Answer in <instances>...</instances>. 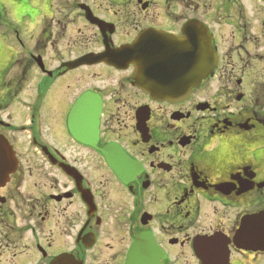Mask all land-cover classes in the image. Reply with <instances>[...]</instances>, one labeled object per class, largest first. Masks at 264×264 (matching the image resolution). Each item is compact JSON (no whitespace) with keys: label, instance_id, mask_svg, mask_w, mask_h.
Masks as SVG:
<instances>
[{"label":"flooded vegetation","instance_id":"flooded-vegetation-1","mask_svg":"<svg viewBox=\"0 0 264 264\" xmlns=\"http://www.w3.org/2000/svg\"><path fill=\"white\" fill-rule=\"evenodd\" d=\"M44 5L26 49L0 0V264H264V0ZM191 22L216 64L184 100L131 64H76Z\"/></svg>","mask_w":264,"mask_h":264},{"label":"water","instance_id":"water-1","mask_svg":"<svg viewBox=\"0 0 264 264\" xmlns=\"http://www.w3.org/2000/svg\"><path fill=\"white\" fill-rule=\"evenodd\" d=\"M210 39L202 25L191 22L184 27L180 38L143 33L131 45L99 55L89 54L76 63L83 65L104 61L115 66L131 63L135 69V85L139 89L157 100H180L196 88L215 65L216 58L211 51ZM88 97L79 99L70 113L69 122L71 117L78 114L84 98ZM71 132L74 134L72 128ZM0 157L5 158L0 160L2 179L8 175L10 155L0 148ZM66 257H58L52 264H79L71 257H68L70 260Z\"/></svg>","mask_w":264,"mask_h":264},{"label":"rangeland","instance_id":"rangeland-1","mask_svg":"<svg viewBox=\"0 0 264 264\" xmlns=\"http://www.w3.org/2000/svg\"><path fill=\"white\" fill-rule=\"evenodd\" d=\"M38 1H40V0H31V1H28L27 3L19 4L18 0H2L3 6H4V11L7 13L8 18H10L11 21L18 28L19 38L23 41H30L28 35L33 31L32 30V22L34 19H36L38 14L44 13V11L46 9V6L44 5L45 0L42 1L43 5L42 4L38 5ZM8 3L15 4L17 6H20L23 9L22 11L19 12V15H18L19 23L15 22L13 20V16L16 14L17 10L16 9H10L7 6ZM46 4H47V0H46ZM6 21H8V20H6ZM13 27H15V26H13ZM6 33H9V29H5V28L0 27V58L6 54V49H7L6 45H11L14 42L13 36L7 37L6 42L3 40V36ZM29 43H26L27 47L30 46ZM26 49H28V48H26ZM261 51L264 52V48ZM102 74L106 78L112 77L110 75H105L104 73H102ZM46 131H47V129H46ZM66 152H67L66 153L67 155L71 154L70 152L68 154V151H66ZM22 159H24V158L22 157Z\"/></svg>","mask_w":264,"mask_h":264},{"label":"clouds","instance_id":"clouds-1","mask_svg":"<svg viewBox=\"0 0 264 264\" xmlns=\"http://www.w3.org/2000/svg\"><path fill=\"white\" fill-rule=\"evenodd\" d=\"M10 9H16L17 12L16 14L13 16V20L17 23H19V19H18V15H19V12L22 11L23 9L20 7V6H17L15 4H12V3H8L7 5ZM37 23H39V18H37Z\"/></svg>","mask_w":264,"mask_h":264}]
</instances>
